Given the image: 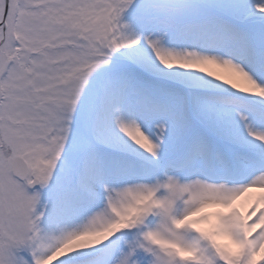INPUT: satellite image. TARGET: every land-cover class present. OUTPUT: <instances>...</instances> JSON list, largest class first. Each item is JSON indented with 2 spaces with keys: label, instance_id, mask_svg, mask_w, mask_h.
<instances>
[{
  "label": "snow or ice",
  "instance_id": "1",
  "mask_svg": "<svg viewBox=\"0 0 264 264\" xmlns=\"http://www.w3.org/2000/svg\"><path fill=\"white\" fill-rule=\"evenodd\" d=\"M0 264H264V0H0Z\"/></svg>",
  "mask_w": 264,
  "mask_h": 264
}]
</instances>
